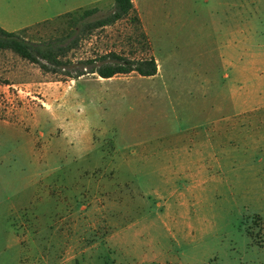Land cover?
Masks as SVG:
<instances>
[{
  "label": "rangeland",
  "instance_id": "obj_1",
  "mask_svg": "<svg viewBox=\"0 0 264 264\" xmlns=\"http://www.w3.org/2000/svg\"><path fill=\"white\" fill-rule=\"evenodd\" d=\"M214 1L158 0L185 3L180 14L189 25L173 41L164 40L162 25L152 29L157 77L71 80L0 52V264H264V0H228L226 14L234 23V69H248L243 93L249 110L260 111L235 119L245 133L218 162L208 154L204 168L163 169L168 149L193 147L201 130L194 85L210 87L192 23ZM9 4L0 26L43 42L70 31L64 15L99 8L86 20L92 24L115 0ZM83 28L68 55L73 64L152 54L132 17L86 34ZM215 65L216 92L225 97L226 84L240 83L221 57Z\"/></svg>",
  "mask_w": 264,
  "mask_h": 264
},
{
  "label": "crops",
  "instance_id": "obj_2",
  "mask_svg": "<svg viewBox=\"0 0 264 264\" xmlns=\"http://www.w3.org/2000/svg\"><path fill=\"white\" fill-rule=\"evenodd\" d=\"M135 10L141 20L143 31L148 37L149 44L151 46V56H153L158 64V72L155 76L157 77L161 72V65L159 60L155 57V51L152 48V41L150 40V33L152 29L160 24L162 25V35L164 40H176L177 32L189 25L184 22L183 17L180 13L181 6L185 3L179 5H167L164 3H159L158 0H132ZM9 0H0V11H4L9 7ZM233 8V2L228 0H215L214 4L210 7L207 15L204 13L202 17L197 16L194 18L192 25L194 28V38L193 40L197 44L195 48V54L197 55L200 63V73L205 74L206 82L210 87L208 90L206 87L203 88L202 84H195L196 91L199 92V97L194 101L195 114L194 121L198 124L196 127L201 129L194 138L193 147L185 146L181 150H171L167 151L169 161L165 164L163 169L174 168L175 165L179 167L186 168V165L192 167H205L204 155H210V158H214L218 162V153L231 154L229 152L228 144L233 143L234 136L240 137L241 133L244 132V125L235 124V119H240L246 122L247 116L250 113L259 112V107H254L251 111L250 101L246 98L247 94L243 91L247 88L244 78L247 77L249 72L244 65L235 66L233 63V51L231 47L233 45L234 37V23L232 15L228 19L227 11ZM225 14V19L223 15ZM1 14V13H0ZM204 15V16H203ZM4 22L0 18V25ZM173 32V33H171ZM248 36V27L246 31ZM238 33L242 36L244 35V29L242 28ZM216 43V44H215ZM225 60L226 65H228L231 70L235 71V78L240 83L238 88H233L232 85H225V91H228V95L223 97L216 92V65L218 58ZM139 75V74H138ZM140 76V75H139ZM118 77V76H117ZM114 77V78H117ZM143 77V76H140ZM111 78V79H114ZM152 78V77H145ZM230 78L227 76V79ZM104 80L103 78H100ZM107 80V79H105ZM217 84V85H216ZM235 91V94H234ZM225 123V124H223ZM238 123V122H237ZM206 127V129H203ZM243 127V128H242ZM170 138L169 136H167ZM184 137V135H179L178 138ZM169 142V141H168ZM170 143V142H169ZM182 151V160L179 161L178 155ZM192 153L197 156V158H191ZM170 156H173L170 158ZM188 156V157H187ZM187 157V158H186ZM197 159V160H193ZM82 212H84L85 206L82 207Z\"/></svg>",
  "mask_w": 264,
  "mask_h": 264
},
{
  "label": "trees",
  "instance_id": "obj_3",
  "mask_svg": "<svg viewBox=\"0 0 264 264\" xmlns=\"http://www.w3.org/2000/svg\"><path fill=\"white\" fill-rule=\"evenodd\" d=\"M98 12L99 8H94L64 15L71 17L72 28L70 31L61 39H48L43 42H33L20 32H9L0 26V52L11 51L23 60L38 65L46 73L60 72L71 80H78L87 75H97L103 79L132 73L143 77L155 76L158 72V64L153 56L136 60L116 53H109L100 57L99 60L88 59L76 64L68 59L71 50L79 44L80 39L75 36L81 32L80 26H84L83 33L86 34L92 32L93 29H103L115 25L129 17H132L141 29L144 44L150 46L132 0H115L113 10L108 16L102 17L92 24L86 22L89 17Z\"/></svg>",
  "mask_w": 264,
  "mask_h": 264
}]
</instances>
